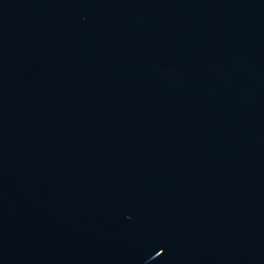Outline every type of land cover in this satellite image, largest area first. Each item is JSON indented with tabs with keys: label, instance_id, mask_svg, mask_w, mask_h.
Instances as JSON below:
<instances>
[{
	"label": "water",
	"instance_id": "water-1",
	"mask_svg": "<svg viewBox=\"0 0 264 264\" xmlns=\"http://www.w3.org/2000/svg\"><path fill=\"white\" fill-rule=\"evenodd\" d=\"M0 264H264V0H0Z\"/></svg>",
	"mask_w": 264,
	"mask_h": 264
}]
</instances>
